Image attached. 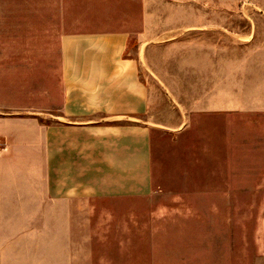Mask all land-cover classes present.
<instances>
[{
    "label": "rangeland",
    "instance_id": "1",
    "mask_svg": "<svg viewBox=\"0 0 264 264\" xmlns=\"http://www.w3.org/2000/svg\"><path fill=\"white\" fill-rule=\"evenodd\" d=\"M157 6L153 29L172 28L176 38L139 43L131 35V50L145 53L148 112L113 123L149 128L158 193L91 199L90 230L103 212L107 224L102 256L90 264H153L150 209L166 207L193 208L171 218L207 234L172 247L189 264H264V0ZM138 16L137 0H0V56L25 58L29 69L28 59L49 57L61 34L123 21L137 28ZM209 18L205 29L185 28ZM130 217L137 221L116 223Z\"/></svg>",
    "mask_w": 264,
    "mask_h": 264
},
{
    "label": "crops",
    "instance_id": "2",
    "mask_svg": "<svg viewBox=\"0 0 264 264\" xmlns=\"http://www.w3.org/2000/svg\"><path fill=\"white\" fill-rule=\"evenodd\" d=\"M137 2V28L123 21L61 34L49 43V57L37 52L28 59L29 69L25 58L0 56V264H90L91 257L102 256L106 235L100 227L107 224L103 212L93 223L98 229L90 230L91 206L97 208L91 199L158 193L149 128L113 123L148 112L139 73L145 53L139 45L131 50V35L139 34V43L176 38L172 28L153 29L150 11L158 3L177 8L221 0ZM210 20L189 19L185 28L202 30ZM192 210L150 209L153 264H189L172 247L206 233L171 217Z\"/></svg>",
    "mask_w": 264,
    "mask_h": 264
},
{
    "label": "built area",
    "instance_id": "3",
    "mask_svg": "<svg viewBox=\"0 0 264 264\" xmlns=\"http://www.w3.org/2000/svg\"><path fill=\"white\" fill-rule=\"evenodd\" d=\"M3 149V141L0 138V150Z\"/></svg>",
    "mask_w": 264,
    "mask_h": 264
}]
</instances>
